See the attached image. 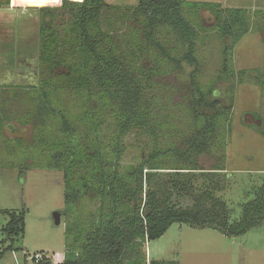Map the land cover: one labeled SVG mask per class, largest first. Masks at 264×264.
I'll list each match as a JSON object with an SVG mask.
<instances>
[{"label":"trees","instance_id":"obj_1","mask_svg":"<svg viewBox=\"0 0 264 264\" xmlns=\"http://www.w3.org/2000/svg\"><path fill=\"white\" fill-rule=\"evenodd\" d=\"M184 7L193 18L201 11L215 18L212 30L221 45V61L216 78L208 84L198 79L201 26L184 16ZM37 11L38 80L29 86L9 87L14 90L11 96L0 100V136L13 120L30 126L31 136L28 141L0 138V156L21 158L23 170L62 172L66 218L69 212L78 214L74 207L82 199L96 204L85 225L76 216V221L67 224L75 236L70 241L67 230L64 258L57 264H170L140 261L133 246L144 247L174 223L210 228L230 237L262 224L264 185L233 221L225 202L214 195L223 189L220 178L225 174L231 104L219 108V100L211 95L217 81L234 78L232 52L250 31L249 10L185 0H137L136 6L128 8L104 0H60ZM257 14L262 25L253 23L251 29L264 32V10L252 13ZM125 21H131L133 28L121 30ZM159 28L174 35L181 55L171 56L155 41ZM142 36L148 48L152 45L159 51L157 66L165 59L172 64L174 75L184 67L189 69L190 97L182 95V109H168L178 89L156 84L152 79L162 75L160 70L142 64L147 50ZM246 72L238 74L244 78ZM4 89L0 86V94ZM12 102L20 107L10 109ZM182 120H187V127ZM181 134L184 145L177 147L171 140ZM130 135L136 140L147 137L144 145L150 143L151 148L136 163L122 166L124 139ZM160 137L167 145L158 141ZM207 151L218 157V163L211 172H200L210 183L199 188L193 184L199 170L194 157ZM13 167L0 160V168ZM173 197L190 204L181 207ZM25 213V209L2 212L9 218L1 229L9 243L3 247L6 239L1 241L0 258L6 252L22 251L16 243L24 235ZM125 257L129 260L124 263ZM38 264L54 263L49 258Z\"/></svg>","mask_w":264,"mask_h":264},{"label":"rangeland","instance_id":"obj_2","mask_svg":"<svg viewBox=\"0 0 264 264\" xmlns=\"http://www.w3.org/2000/svg\"><path fill=\"white\" fill-rule=\"evenodd\" d=\"M0 1L2 3L0 5V74L5 71L0 75V86L2 89L6 88L0 94V100H3L5 96H11L9 92L14 91L9 90V87L18 88L36 84L38 80L36 37L39 22L37 8L47 3H58L60 0H18L17 2L7 0L8 5L5 4L6 0ZM69 1L80 2L82 0ZM104 1L121 8L134 7L137 4V0ZM185 1L217 3L222 7H243L250 12V31L235 45L232 52L230 66L234 71V78L229 77L227 81H217L214 85V93L211 95L214 100H219V108L222 105L228 107L231 104L229 108L231 130L229 137L225 139L226 151L223 159L225 165L223 173L225 174H222L220 178L223 189L216 191L214 195L225 202L233 221L240 217L241 207L251 201L255 193L264 185V32L261 29H251L253 23L260 27L263 20L259 14L257 17L252 15L253 11L264 9L261 7L262 3H257V0ZM183 14L190 21L201 26L199 32L202 40L199 39L196 51L200 62L198 79L208 84L216 78L221 61V45L217 39L218 35L212 30L215 18L208 11H201L197 19L193 18L186 7L183 9ZM121 25L123 27L121 30L127 31V28H133L131 21H125ZM155 34V41L163 44L171 56H179L183 53L182 47L177 45L176 38L168 30L159 28ZM141 41L147 47L142 64L147 68L156 67L162 73L152 81L159 86L166 85L178 89L177 94L171 95L168 109H173V107L182 109L179 105L185 102L182 95L189 94L191 90L188 78L189 69L184 67L174 75L172 64L165 59L157 66L156 62L161 57L159 51L152 45L148 48L149 42L145 37L142 36ZM31 44L35 47H31ZM226 44H229V40ZM32 51L33 55H29ZM3 61L7 65L3 66ZM242 70L247 71L244 78L238 74ZM19 107V104L14 102L9 106L10 109ZM182 122L185 127L188 126L187 120H182ZM177 128H180V124ZM31 131L30 126H20L13 120L5 125L1 133L3 137L0 136V138L23 137L28 141ZM132 136L124 139L125 150L121 157L122 166L136 163L151 148L150 143L147 146L144 145L148 140L147 137L136 140ZM162 140L161 137L158 139L159 142L167 145ZM171 142L177 147L183 146V135L175 136ZM0 157H2L0 160H7L16 166L10 169L0 168V249L1 241L6 239L1 229L9 220L8 216L2 212L26 210L24 235L16 243L22 251L6 252L0 258V264H22L24 253L33 255L43 252L52 258L55 253H64L67 230L70 241L75 236L71 226L66 228L67 224L73 223L76 216L85 225L95 210L96 204L82 199L74 207V212L77 211L78 214L69 212L70 217L66 218L63 215L65 205L62 172L33 168L23 170L24 163L21 158ZM194 162L199 170L194 174L193 184L204 188L210 183V179H202L199 176L200 172H211L218 163V157L207 151L195 156ZM173 200L178 201L181 207H187L190 204L183 198L173 197ZM54 213L60 215L58 226L54 224ZM5 241L3 247L9 243L8 239ZM133 248L138 253L137 259L147 261V263L165 261L170 264H264V221L261 225L238 237H230L210 228L174 223L160 238L145 242L142 248L140 244L134 245ZM128 260L129 258L125 257L123 262Z\"/></svg>","mask_w":264,"mask_h":264},{"label":"built area","instance_id":"obj_3","mask_svg":"<svg viewBox=\"0 0 264 264\" xmlns=\"http://www.w3.org/2000/svg\"><path fill=\"white\" fill-rule=\"evenodd\" d=\"M24 261L29 262L27 264H38L40 263L43 259H49L50 257L47 256L44 253H35L33 255H28L27 253L23 254ZM22 264H25L24 262Z\"/></svg>","mask_w":264,"mask_h":264},{"label":"crops","instance_id":"obj_4","mask_svg":"<svg viewBox=\"0 0 264 264\" xmlns=\"http://www.w3.org/2000/svg\"><path fill=\"white\" fill-rule=\"evenodd\" d=\"M12 1H16V2H17L18 0H12ZM10 2H11V0H10ZM258 2H259V3H260V2L262 3L263 6H261V7L264 9V0H257V3H258ZM7 5H8V4H7ZM235 7H237V6H235ZM261 7H260V8H261ZM260 8H259V9H260ZM30 46H31V47H35V45H33V44H31ZM23 53H24V52H23ZM33 53H34V52L32 51V53L29 54V55H33ZM29 55H28V56H29ZM25 57H27V56H25ZM4 61H5V60H4ZM4 61H3V64H2L3 66H4V65H7V63L4 62ZM0 68H1V67H0ZM3 70H4V69H3ZM4 72H5V71H4ZM4 72H3L2 74H4ZM6 72H7V71H6ZM2 74H0V75H2ZM6 74H7V73H6ZM3 76H4V75H3ZM53 256H54V258H52V256L49 255V257L51 258V260H52V262H53L54 264L61 263L62 260H63V258H64V253H55Z\"/></svg>","mask_w":264,"mask_h":264},{"label":"water","instance_id":"obj_5","mask_svg":"<svg viewBox=\"0 0 264 264\" xmlns=\"http://www.w3.org/2000/svg\"><path fill=\"white\" fill-rule=\"evenodd\" d=\"M53 218H54V224H55L56 226H58V225L60 224V215L57 214V213H54V214H53Z\"/></svg>","mask_w":264,"mask_h":264}]
</instances>
